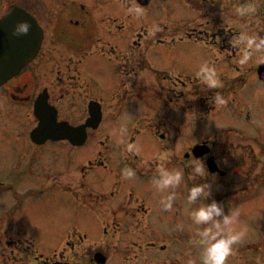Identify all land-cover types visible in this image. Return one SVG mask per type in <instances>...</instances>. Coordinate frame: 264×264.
<instances>
[{
	"label": "flooded vegetation",
	"instance_id": "flooded-vegetation-1",
	"mask_svg": "<svg viewBox=\"0 0 264 264\" xmlns=\"http://www.w3.org/2000/svg\"><path fill=\"white\" fill-rule=\"evenodd\" d=\"M56 1L60 5L49 7L43 4L40 7L34 0H26V3L17 2L4 8L0 0V18L16 4L34 16L44 32L41 47L35 58L27 63L18 75L0 86V97H3L5 101L0 104L6 103L10 108L28 107L32 113H28V116L32 115L35 123L28 134H5L0 137L11 141L27 142V149L21 154V161H17L15 165L20 172L17 174L21 175L20 178L24 180L38 174L43 182L38 184L27 182L24 184L27 186L19 192L18 180L13 182L0 180V189L12 190L16 198L20 196L34 199L44 198V201H50L56 207L59 198H62L67 201L69 207L64 223L78 225V220L84 216L82 207L87 210L90 206L83 200L78 190L86 186L85 180L92 170L106 166V160L103 158H82L81 148L88 145L90 140L101 142L103 148L106 147L105 142L111 138L106 128L109 121L106 112L109 107L102 98L104 92L99 90L96 85L97 79L89 74L87 67L91 63H97V66H101L98 68L106 72L104 67L112 64L115 65L118 75L125 77L126 38L124 31L126 24L120 22L119 9L111 11L109 8L117 2L123 3V7L127 9L134 3H138L146 10L155 0H92L89 4L80 0ZM177 1L181 11H187L185 8L189 9L198 14V17L177 22L172 27L159 23L150 31L138 28L133 34L130 47L134 56L131 59V72L133 77L139 78L145 68L153 70L144 53L147 52L149 55L152 49L161 51L166 54L167 58L172 59L170 61L175 65V71L154 69L155 82L148 86L144 83L138 87L145 90L147 94H154L157 103L170 108L174 114L204 113L205 115L206 112L209 113L216 107L217 93L225 98L236 94L233 86L239 77L228 76L229 70H226L225 62L237 60L241 53L238 47L231 45L230 41L244 30L258 32L262 36L264 33V3L255 0L257 12L251 16L240 17L236 14L235 7L245 0ZM112 13H116L117 16ZM115 34L117 37L114 39ZM109 36L111 38H108ZM187 50L198 53L196 61L185 57ZM205 61L219 65L217 73L223 81V87L210 89L195 75L199 66ZM260 64L255 65L257 75ZM22 79H25L24 85H21L20 80ZM260 81L263 83L261 79ZM16 82L19 83L15 84ZM145 86L149 88L146 89ZM27 89H30L27 95L19 94L20 91L22 93ZM93 89L97 94H94ZM120 95H117L116 102L120 100ZM40 97L53 108L58 123L72 126L88 125V121L93 118V124L96 126L86 127L87 134L84 143H74L71 139L79 137L75 135H69L71 138L66 135L59 138L48 137L43 142L34 140L31 132L40 123V119L35 114V105ZM261 114L264 115V112L261 111ZM248 117H251L249 113ZM177 122L178 120L172 127L179 131V127L188 125V123L179 124ZM161 126H166V123H162ZM232 129L236 128L232 127ZM209 135L193 143L185 152L184 167L187 174L186 189L188 192L193 184L204 183L203 179L205 180L203 177H196L193 180L188 175L191 171L188 158L197 144H206L210 147L208 154L200 156L205 158L209 169V159L214 156L219 169L215 172L210 169V172L221 176L227 174L223 173L217 155L213 151L221 135L217 132ZM157 136L165 139L166 133L160 131ZM258 136H262L261 130ZM29 147L30 150H28ZM37 151L47 154V159L42 160L41 153ZM36 187L39 191L34 190ZM115 191L108 192L104 184L102 194L91 191L90 196L91 198L97 197L101 201H109L108 195L111 194V198H114ZM133 195L135 193L132 190L126 193V201H123L119 211L114 212L112 217L115 226L117 215L126 217V228L105 227L104 235L91 242L87 240L88 234H84L87 230H79L75 226L68 227L62 230L65 244L58 250H53L55 252L51 256H45L39 247L35 248L33 245L35 237L28 240L26 248L20 246L24 244L23 240L7 238L5 243L2 242L0 249L1 263L168 264L169 262H164V259L166 256H171L177 249L172 247L166 249L168 253L163 252L156 242L157 228L151 223V219L160 214L156 212V209L165 201L162 199L163 196L144 198L143 195L138 194V198L135 199ZM238 195H240V190H237L233 196H237L236 198L242 202L244 197ZM225 197L226 193H211L208 198L202 197V200L204 203L211 202L212 199L224 202ZM173 203L180 206V201L175 196ZM21 209L15 211H21ZM19 220L15 222L18 223ZM24 232L27 233L28 230ZM136 236L140 241L130 243V238ZM76 237L78 239L74 240L73 238ZM12 245H16L15 249H9L13 247ZM32 248L35 249V254ZM185 249H187L186 246Z\"/></svg>",
	"mask_w": 264,
	"mask_h": 264
},
{
	"label": "rangeland",
	"instance_id": "rangeland-1",
	"mask_svg": "<svg viewBox=\"0 0 264 264\" xmlns=\"http://www.w3.org/2000/svg\"><path fill=\"white\" fill-rule=\"evenodd\" d=\"M34 1L40 7L43 4L49 7L60 5L56 0ZM80 1L89 4L92 0ZM17 2L26 3V0H2L4 8ZM111 6L109 8L111 11L120 10V22L126 24L124 31L126 76L118 75L115 65L112 64L104 67L106 72L98 68L101 66H97V63H91L87 67L89 74L97 79L96 85L99 90L104 92L102 98L109 107L106 112L109 120L106 128L111 135L110 140L105 142L106 147L102 148L101 142L90 140L88 145L81 148L82 158L100 157L106 160V166L92 170L85 180L86 186L78 190L83 200L90 206L87 210L82 207L84 216L78 220V225H66L65 215L69 212L66 200L59 198L56 207L50 201H44V198L34 199L23 196L16 198L12 190L0 189V237L2 238L0 249L2 242L5 243L7 238L23 240L24 244L20 246L26 248L28 240L35 237L33 239L35 248L39 247L45 256H51L55 252L53 250H58L65 244L62 230L68 227L75 226L79 230H87L84 234H88L87 240L91 242L104 235L105 227L126 228V217L117 215L116 226L112 217L114 212L119 211L123 201H126L128 191L132 190L135 193L133 195L135 199L138 198V194L143 195L144 198H154L157 195L164 197L167 193H174L180 201V206L173 203L172 208H166L164 201L156 209L160 214L151 219L158 232L156 242L163 252L168 253L166 249L172 247L177 249L164 259V262H169L168 264H188L192 258H195L198 264H202L199 257L203 245L200 242L199 232L204 225H196L189 215L190 208L198 207L204 202L202 197L192 205L188 204L186 171L181 184L175 187L159 189L154 181L159 178V164L163 163L169 169L185 170L186 150L193 143L217 132L221 138L217 140L213 151L217 155L221 169L227 174L225 176L216 174V177L209 175L205 179L212 182L211 193H226L223 202L225 212L235 208L240 210L237 229L241 225H247L248 228L246 236L233 246L235 251L229 256L227 264H264V115L261 114V111L264 112V84L260 81L259 72L257 75L255 71V65L264 62V51L254 52L246 64H240L239 58L225 62L226 66H224L229 70L228 76L239 77L233 86L236 94L229 95L226 104H216L209 113L205 111V115L204 113L174 114L170 108L158 104L154 94H147L138 87L144 83L148 86L155 82L154 69L175 71L176 67L170 61L172 59L167 58L161 51L152 49L149 55L147 52L144 54L153 70L145 68L139 78L133 77L131 59L134 56L130 48L133 34L140 27L150 31L159 23L172 27L177 22L195 19L198 14L186 8L187 11H181L177 0H155L145 10V14L139 17L130 14L127 7H123V3L117 2ZM112 14L117 16L116 13ZM116 37L117 34L114 39ZM185 55L186 58L196 61L198 53L187 50ZM214 66L218 72L219 65ZM24 78L26 79L27 75ZM25 79L20 80L21 85H24ZM17 83L19 82L15 84ZM29 91L30 89L22 93L20 91L19 94L27 95ZM93 91L97 94L94 89ZM117 95H120L118 102L115 101ZM2 102H5L4 98L0 97V103ZM28 113L32 114L28 107L10 108L6 103L0 104V135L28 134L35 126L32 115L28 116ZM248 113L251 115L250 118ZM177 120L179 124L188 123L185 126H178L181 132L172 127ZM162 123H166V126H161ZM121 129H126V132L122 133ZM260 130L262 136L259 137ZM160 131L166 133L165 139L157 136ZM0 139L2 140L0 141V180L10 182L18 180L19 192L23 191L27 182L42 183L43 180L38 174L26 180L21 179V175L17 174L20 172L15 165L17 161H21V154L26 151L27 142L11 141L2 136ZM129 143L134 144L136 150L130 151L127 147ZM162 153L168 154L169 158L162 160ZM40 155L42 160L47 159V154L42 152ZM128 167L135 170L134 176L124 175V170ZM203 181L205 182L204 179ZM104 184L108 192L116 190L115 197L111 198L109 194V201H101L97 197L91 198V191L99 194L104 192ZM34 190L39 191V188L36 187ZM237 190H240L238 196L254 195V197L241 202L236 198L237 196H233ZM17 209L21 211L16 212ZM17 220L18 223L15 222ZM26 230L30 232L25 233ZM73 239L77 240L78 237ZM134 241H140L138 236L130 238V243ZM12 246L9 249H15L16 245ZM185 246L187 249L184 250ZM32 252L35 254L34 248ZM1 262L0 255V264Z\"/></svg>",
	"mask_w": 264,
	"mask_h": 264
},
{
	"label": "clouds",
	"instance_id": "clouds-1",
	"mask_svg": "<svg viewBox=\"0 0 264 264\" xmlns=\"http://www.w3.org/2000/svg\"><path fill=\"white\" fill-rule=\"evenodd\" d=\"M264 3V0H260ZM130 14L136 17L145 14V9L138 3H134L128 8ZM235 12L240 17L251 16L257 12L255 0H245V2L238 4L235 7ZM31 22L26 19H18L14 22L12 34L14 36L26 35L31 30ZM233 47H238L240 56L238 62L246 64L253 56L254 52L264 51V36L258 32H250L247 30L241 31L238 35L233 37L230 41ZM195 75L200 81L207 85L208 88L223 87V81L220 79L216 67L205 61L202 63ZM216 104L223 105L227 103V99L220 93L216 94ZM122 133L126 129H121ZM130 151L136 150L134 144L127 145ZM168 154L162 153L161 159H168ZM188 166L191 171L188 173L189 178L195 180L197 176L207 178L209 175L215 176L211 173L206 163L205 158L196 156L194 153L189 155ZM159 178L154 181L159 189H166L175 187L183 181L185 170L169 169L163 163L158 165ZM124 175L132 177L135 175V170L128 167L124 170ZM212 182L205 179L204 183H195L191 186L187 201L192 205L198 198H208L211 194ZM175 194L169 193L167 197L162 199L166 201L164 206L166 208L173 207V199ZM189 215L196 225H204L200 230V242L203 247L200 252V261L202 264H227L230 255L234 254V245L241 241L247 234V225H241L238 229L236 225L239 224L240 210L238 208L225 212L223 202L212 199L211 202H201L198 207L189 209ZM188 264H198L195 258L189 260Z\"/></svg>",
	"mask_w": 264,
	"mask_h": 264
},
{
	"label": "water",
	"instance_id": "water-1",
	"mask_svg": "<svg viewBox=\"0 0 264 264\" xmlns=\"http://www.w3.org/2000/svg\"><path fill=\"white\" fill-rule=\"evenodd\" d=\"M18 19H26L31 22V30L26 35L14 36L12 34L14 22ZM43 33V28L38 20L16 4L0 18V86L18 75L23 67L34 59L41 47ZM258 70L264 82V63L259 66ZM35 114L40 119V123L32 130L31 134L37 142H43L48 137L59 138L66 135L71 138L69 135H75L79 137L71 140L76 144H82L86 139V127L96 126L93 124V118L88 121V125L80 126L56 122L53 108L48 106L42 97L35 105ZM209 151L210 148L205 144H198L193 148V153L197 156H204ZM209 166L212 172L219 169L214 157L209 159Z\"/></svg>",
	"mask_w": 264,
	"mask_h": 264
}]
</instances>
